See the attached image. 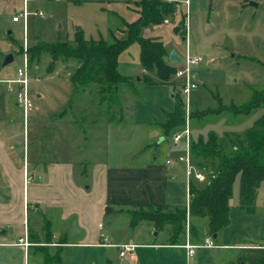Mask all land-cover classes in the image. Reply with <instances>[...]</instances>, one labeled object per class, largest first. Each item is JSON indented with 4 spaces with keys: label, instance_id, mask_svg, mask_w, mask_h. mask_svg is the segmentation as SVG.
Instances as JSON below:
<instances>
[{
    "label": "rangeland",
    "instance_id": "1",
    "mask_svg": "<svg viewBox=\"0 0 264 264\" xmlns=\"http://www.w3.org/2000/svg\"><path fill=\"white\" fill-rule=\"evenodd\" d=\"M138 1L141 0H29L24 31L22 21L13 22V18L21 13L22 0H0V79H15L17 70L23 65V56L27 55L31 103L27 125L32 129L43 119L48 125L58 122L69 125L71 130L68 133L72 136L64 131L65 145L59 131L55 147L64 160L82 163L80 173L84 168L89 169L93 157L98 159L100 156V162L110 167L133 165L131 163L140 160V154L146 157L154 154L161 158L163 153L157 144L159 136L149 138L147 134L158 132L157 125L163 124L166 116L173 113L176 100L172 96H177L184 107L180 79L173 75L168 82L159 83L154 71L136 72L140 70L137 43L120 54L118 71L136 82L142 79L137 86L141 98L135 99L128 90L122 89L119 93L121 106H113L110 115L106 105L97 102V86L87 89L89 96L74 92L69 76L79 63L64 61L61 55L47 50L56 43L73 45L76 28L81 29L79 32L86 40H108L109 31L121 24V20L129 23L136 19L135 2ZM168 1L176 5L175 15L169 16L165 25L142 30L141 35L143 37L147 32L151 37L160 38L168 54L170 50L177 54L181 60L179 63L168 60L174 69L183 67L187 43L191 56L201 59L192 67L197 88L190 94V112L217 109L219 100L223 106H239L253 99L264 88L262 5L252 7L249 6L251 1L244 3V0H165ZM38 12L42 17L34 15ZM7 55H11L13 61L3 66ZM145 76L152 84L144 82ZM36 95L43 98L44 107L40 108ZM130 103L139 114L142 125L152 124L147 132L135 127L128 119L127 106ZM22 113L20 108V122H23ZM263 114L264 107L248 116L227 111L218 115L205 114L200 122L191 120L190 137L194 140L198 136L206 138L210 132L218 137L239 135L250 129ZM166 141L171 147V138ZM165 145L164 142L162 147ZM183 177L181 170L172 199L178 209H184L187 204ZM197 183L202 185L205 181ZM238 196L239 182L236 179L229 225L218 233L216 239L209 233L206 219L189 218V228L186 222L185 229L174 235L171 226L157 230L150 221H141L131 227L129 214L115 210L107 216L105 211L111 208L105 206L99 229L107 239L106 245H80L67 249L65 264H246L245 260L238 259L241 254L247 255L242 249L252 248L251 245L264 246V197L262 191L254 214L248 215L239 211ZM141 209L151 210L140 207L136 211ZM190 226L196 231L193 239L189 235ZM187 234L191 245L201 246L208 239L214 248H198L187 259L182 249ZM173 241L179 246H169ZM130 243L136 248L126 256H120L121 246L117 244ZM41 252L31 250V258Z\"/></svg>",
    "mask_w": 264,
    "mask_h": 264
},
{
    "label": "crops",
    "instance_id": "2",
    "mask_svg": "<svg viewBox=\"0 0 264 264\" xmlns=\"http://www.w3.org/2000/svg\"><path fill=\"white\" fill-rule=\"evenodd\" d=\"M244 1L256 2L257 7L262 5L264 42V0ZM115 36L121 38L124 34ZM143 37L158 38L147 32ZM136 72L144 74L141 67ZM5 80L12 79H0V264H65L67 249L80 245L105 246L107 239L99 229L105 206L111 208V214L115 210L127 214L140 207L164 210L174 207L172 199L181 170L185 185L184 166L177 162L183 152L182 143L176 148L169 147L161 132H153L147 137L159 136L161 158L140 154V160L133 161V165L110 167L100 162L102 159L96 154L99 158L93 157L89 169L84 168L80 173L82 163L64 160L55 147L59 131L66 145L64 131L71 130L69 125L60 122L48 125L43 119L30 129L26 122L28 114L25 120L24 112L20 122L16 88L13 86L14 91H8L2 83ZM82 93L89 96L87 91ZM96 98L100 103L98 94ZM36 99L40 108L44 107L43 98L36 95ZM127 108L128 119L147 132L152 124L142 125L131 103ZM164 142L166 145L162 147ZM167 160L170 165L166 164ZM26 175L31 179L29 184H25ZM262 191L264 197V181L257 191L255 208ZM31 250L42 252L31 258Z\"/></svg>",
    "mask_w": 264,
    "mask_h": 264
},
{
    "label": "trees",
    "instance_id": "3",
    "mask_svg": "<svg viewBox=\"0 0 264 264\" xmlns=\"http://www.w3.org/2000/svg\"><path fill=\"white\" fill-rule=\"evenodd\" d=\"M136 19L133 22L121 20L113 30L109 31L108 40H86L82 33L74 36L73 45L56 43L47 47V50L62 56L64 61L76 60L78 67L69 76L74 92L77 94L87 91L91 86H97L100 104H105L107 114L113 106H121L119 93L122 89L128 90L135 99L141 95L137 89L138 82L122 75L118 71V58L134 43L139 45V63L145 73L155 72L159 83H166L174 75L175 69L168 63V51L160 38L142 37V30L158 26L174 16L176 5L165 0H141L135 2ZM176 31H179L176 29ZM116 33L124 34L118 38ZM264 71V60L261 63ZM144 82H152L144 77ZM173 113L166 116L163 124L157 125L162 133L161 138L170 139L185 129V114L183 104L177 96ZM219 100V99H218ZM213 110L204 112H190L191 120L202 121L204 115L232 112L234 115L248 116L253 111L264 107V88L255 94L249 102L235 106L221 105ZM203 113V114H202ZM110 115V114H109ZM113 117V115H111ZM109 120H112L109 118ZM190 156L194 168L205 174L208 182L199 185L192 181L189 187V208L176 207L164 210L162 207H152L151 210L129 211L130 226L141 221H150L155 229L171 226L174 235L185 229L188 217L207 220L208 231L217 237L218 233L229 225L230 204L233 194V184L239 182V211L252 215L255 212L257 191L264 181V114L261 115L250 129L244 133L224 134L218 137L210 132L203 138L198 136L190 140ZM153 208V209H152ZM189 228V227H188ZM190 236L193 239L195 232L190 226ZM169 246H179L173 241ZM239 260L246 264H264V247L244 248ZM243 252V253H244Z\"/></svg>",
    "mask_w": 264,
    "mask_h": 264
},
{
    "label": "built area",
    "instance_id": "4",
    "mask_svg": "<svg viewBox=\"0 0 264 264\" xmlns=\"http://www.w3.org/2000/svg\"><path fill=\"white\" fill-rule=\"evenodd\" d=\"M29 0H22V10L19 15H16V17L13 18L14 23H18L22 21L23 29L26 30L27 20H28V12H27V4ZM38 17H42V14L38 12L37 14H34ZM167 21H165L166 23ZM181 61V60H180ZM201 62V59L199 57L191 56L189 49H188V43L186 45V51H185V59L183 62V67L175 69L174 76L181 80L180 82V90L184 97L185 104H184V111H185V129L175 136L172 137V148H176L180 143L183 144V152L177 157V162L182 164L184 166L185 171V185H186V193H187V207L189 206L190 202V195H189V187L190 183L192 181L196 182H208L207 176L205 174L197 171L192 162H191V156H190V129H189V99L190 94L193 90L197 88L195 82H194V76L192 75V67L197 66ZM7 87V90L12 92L14 91L13 86H15V98L17 101V104L23 109L25 120L27 118V114L31 109V103L29 99L28 94V83H29V64L27 55L23 56V65L20 67L16 72V78L14 80H5L2 81ZM186 105V106H185ZM167 165H170V160L166 161ZM31 179L26 175L25 176V184H29ZM188 210V208H187ZM189 220L187 219V228L189 227ZM135 248V245H123L120 247V256L124 257L127 254L131 253ZM198 248H206V249H212L214 248V245L212 242L208 239L205 240L204 244L201 246H193L189 242V235L187 234L186 243L182 246V249L185 250L186 258L189 259L195 254V250Z\"/></svg>",
    "mask_w": 264,
    "mask_h": 264
},
{
    "label": "water",
    "instance_id": "5",
    "mask_svg": "<svg viewBox=\"0 0 264 264\" xmlns=\"http://www.w3.org/2000/svg\"><path fill=\"white\" fill-rule=\"evenodd\" d=\"M249 6H252V7H257V4H255V3H253V2H250L249 3ZM79 31H81V29L80 28H76V32H79ZM169 61L170 62H176V63H179L180 62V58L177 56V54L175 53V52H170V54H169ZM13 61V58H12V56L11 55H7L5 58H4V62H3V66H6V65H8V64H10L11 62ZM138 81H139V79H138ZM161 141H163V139H160V142ZM111 209H106V215H109V214H111ZM214 238H216V236H214Z\"/></svg>",
    "mask_w": 264,
    "mask_h": 264
}]
</instances>
